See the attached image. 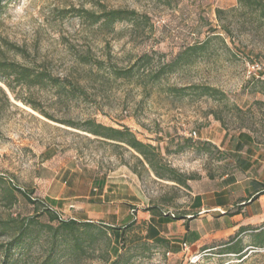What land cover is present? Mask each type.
Instances as JSON below:
<instances>
[{
  "label": "rangeland",
  "instance_id": "1",
  "mask_svg": "<svg viewBox=\"0 0 264 264\" xmlns=\"http://www.w3.org/2000/svg\"><path fill=\"white\" fill-rule=\"evenodd\" d=\"M253 1L0 0V60L46 78L0 82V264H264V226L168 256L142 217L183 215L228 172L224 134L264 145V0ZM105 9L138 17L85 15ZM89 120L154 146V167L72 125ZM180 176L186 185L170 179ZM65 182L73 198L60 211L46 200ZM105 183L108 209L78 198Z\"/></svg>",
  "mask_w": 264,
  "mask_h": 264
},
{
  "label": "crops",
  "instance_id": "2",
  "mask_svg": "<svg viewBox=\"0 0 264 264\" xmlns=\"http://www.w3.org/2000/svg\"><path fill=\"white\" fill-rule=\"evenodd\" d=\"M221 144L223 147L218 146V149L229 155L228 172L198 191L183 215L142 214L145 239L160 246L168 256L185 254L184 244L188 252L196 253L212 241L241 236L249 229L264 226V145L251 134H224ZM56 185L58 195H47L46 201L64 211L66 202L73 198L65 193L71 189V184ZM109 189L105 183L99 192L94 189L91 196L78 198L85 197L108 209L114 203L109 201ZM112 215L115 216V212Z\"/></svg>",
  "mask_w": 264,
  "mask_h": 264
},
{
  "label": "trees",
  "instance_id": "3",
  "mask_svg": "<svg viewBox=\"0 0 264 264\" xmlns=\"http://www.w3.org/2000/svg\"><path fill=\"white\" fill-rule=\"evenodd\" d=\"M240 3L244 2V0H239ZM256 6L258 3L254 0L251 2ZM262 11L264 13V6H262ZM85 15L89 21H91L92 25L95 24H104V25H112L116 22L129 21L134 22L138 14L135 11H125V10H103L101 14H95L91 12H85ZM82 16V14H81ZM203 48H190L192 51L201 50ZM127 74H123L125 76ZM0 82L7 87L9 90L13 91V83L18 85H42L46 82V78L43 76H39L35 74L30 68L22 66L20 64L9 62L7 60H0ZM1 89V88H0ZM2 90V89H1ZM3 91V90H2ZM204 95L213 96L216 93L214 88L206 87L203 88ZM75 129L81 130L88 134H91L95 137L104 139L106 141L118 142L126 145L128 148L134 150L141 156L145 158L148 164L151 167H154L155 159L157 157L155 147L150 144H144L131 132V130L127 127H123V129H116L112 127H107L102 124L97 123L94 120H89L82 125L72 124ZM173 173H176L175 170H171ZM159 177L163 178L162 175ZM172 181L186 185V181L183 180L182 176L170 178ZM26 199L35 204V200L31 199L26 193L23 194ZM54 220L58 219L57 217L53 218ZM63 224L68 225L67 222H62ZM229 247V246H228ZM229 251H235V253H240V250L235 248H230ZM116 264V263H113Z\"/></svg>",
  "mask_w": 264,
  "mask_h": 264
},
{
  "label": "built area",
  "instance_id": "4",
  "mask_svg": "<svg viewBox=\"0 0 264 264\" xmlns=\"http://www.w3.org/2000/svg\"><path fill=\"white\" fill-rule=\"evenodd\" d=\"M252 70H253V71H260L261 68H260L259 64H255V65L252 66ZM197 136H198V135H197L196 132H192V133L189 135V137H190V138H193V139H196ZM166 215H169V214H166ZM172 217H174V216H172ZM184 250H185L186 252L189 251V250H188V246H187L186 244H184Z\"/></svg>",
  "mask_w": 264,
  "mask_h": 264
}]
</instances>
